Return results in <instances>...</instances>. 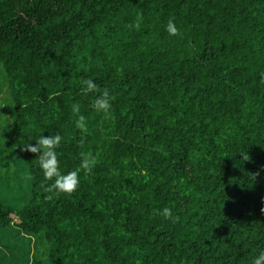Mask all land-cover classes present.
Masks as SVG:
<instances>
[{
	"label": "trees",
	"instance_id": "1",
	"mask_svg": "<svg viewBox=\"0 0 264 264\" xmlns=\"http://www.w3.org/2000/svg\"><path fill=\"white\" fill-rule=\"evenodd\" d=\"M0 66V163L10 185L30 179L22 207L0 199V264H252L264 250V0H0ZM105 91L108 116L92 107ZM50 133L62 172L98 161L51 199L27 150Z\"/></svg>",
	"mask_w": 264,
	"mask_h": 264
},
{
	"label": "clouds",
	"instance_id": "2",
	"mask_svg": "<svg viewBox=\"0 0 264 264\" xmlns=\"http://www.w3.org/2000/svg\"><path fill=\"white\" fill-rule=\"evenodd\" d=\"M140 26L138 23L135 25ZM166 31L169 36L179 35V29L173 21H169L166 25ZM85 87L83 91L87 94L96 90L97 85L92 79L83 82ZM93 109L105 116L110 115L111 110V96L109 92L105 91L102 95H98L92 105ZM72 112L77 115L75 121L76 127L82 131H87V119L83 115H79L80 106L78 104L72 105ZM36 143L27 144V150L37 155L38 166L43 173L45 181H51L47 190L52 196L61 194L70 195L75 192L81 182V172L91 173L97 164V158L91 152L80 154V163L75 170L62 172L60 169V162L58 160L56 149L62 142V136L57 133L55 135L49 134L47 136L41 135L35 140ZM165 219L172 218L173 212L169 207L163 208L160 213ZM252 264H264V250H261L257 256L252 260Z\"/></svg>",
	"mask_w": 264,
	"mask_h": 264
},
{
	"label": "rangeland",
	"instance_id": "3",
	"mask_svg": "<svg viewBox=\"0 0 264 264\" xmlns=\"http://www.w3.org/2000/svg\"><path fill=\"white\" fill-rule=\"evenodd\" d=\"M4 76L3 68L0 66V86H4ZM5 97L4 94L1 96V98ZM8 106V102L5 99H0V152L2 151L1 144L9 142L12 133H10V116L7 114ZM3 159L0 158V161ZM7 170V163L2 161L0 163V199L11 207L20 208L24 205L23 201L29 194L30 179L28 172L26 171L25 175L22 176L25 179L23 180V186L19 188L18 186L10 185Z\"/></svg>",
	"mask_w": 264,
	"mask_h": 264
}]
</instances>
